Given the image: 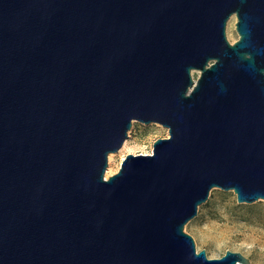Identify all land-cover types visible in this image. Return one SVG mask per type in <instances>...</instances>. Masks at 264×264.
<instances>
[{
    "label": "water",
    "instance_id": "1",
    "mask_svg": "<svg viewBox=\"0 0 264 264\" xmlns=\"http://www.w3.org/2000/svg\"><path fill=\"white\" fill-rule=\"evenodd\" d=\"M212 187L264 199V0H0V264H251L183 230Z\"/></svg>",
    "mask_w": 264,
    "mask_h": 264
},
{
    "label": "rangeland",
    "instance_id": "2",
    "mask_svg": "<svg viewBox=\"0 0 264 264\" xmlns=\"http://www.w3.org/2000/svg\"><path fill=\"white\" fill-rule=\"evenodd\" d=\"M235 20V14H231L225 25L229 42L238 37ZM198 72L193 70V77ZM127 134L125 140L129 147L123 148L124 140L116 151L110 152L113 159L110 164L107 161L104 177L117 171L126 153L150 152L152 142L167 136L168 131L159 122L145 123L134 119ZM183 230L192 236L196 250L205 249L209 258L219 257L230 249L242 252L251 264H264V199L238 202L233 190L212 187L206 200L198 206L196 215L184 224Z\"/></svg>",
    "mask_w": 264,
    "mask_h": 264
},
{
    "label": "bare ground",
    "instance_id": "3",
    "mask_svg": "<svg viewBox=\"0 0 264 264\" xmlns=\"http://www.w3.org/2000/svg\"><path fill=\"white\" fill-rule=\"evenodd\" d=\"M129 147V145H127V141L125 140L124 141V143H123V148H125V147ZM132 146H133V144H132ZM131 146V147H132ZM107 161H108V163L110 164L111 163V161H112V159H113V153H109L108 155H107ZM111 166V165H110ZM108 171V170H107Z\"/></svg>",
    "mask_w": 264,
    "mask_h": 264
}]
</instances>
